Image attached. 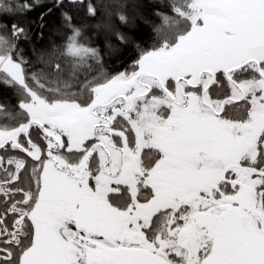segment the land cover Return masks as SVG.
<instances>
[{"label":"snow or ice","instance_id":"6c2138e0","mask_svg":"<svg viewBox=\"0 0 264 264\" xmlns=\"http://www.w3.org/2000/svg\"><path fill=\"white\" fill-rule=\"evenodd\" d=\"M66 3L84 7L52 0ZM32 7L0 0L3 15ZM99 8L102 47L67 10L59 44L0 24L16 99L0 100V264H264V0ZM113 15L150 24L152 46Z\"/></svg>","mask_w":264,"mask_h":264},{"label":"trees","instance_id":"16d2710c","mask_svg":"<svg viewBox=\"0 0 264 264\" xmlns=\"http://www.w3.org/2000/svg\"><path fill=\"white\" fill-rule=\"evenodd\" d=\"M8 2H28L33 4L31 10L25 13H20L18 15H3L0 14V24L7 23L9 26L13 22L19 21L21 24H25L29 27L32 33V43L37 44V46H46L52 42L61 43L64 36L67 34V30L61 27V11L67 10L72 16V23L74 25H86L85 38L90 37L92 43L96 47H102L104 43V34L102 29H98L95 26L106 21V10L104 8H99L97 15L95 17H90L87 14V4L89 0H84V7H71L66 3L65 9L54 8L52 0H8ZM92 3L98 6L101 3H111L112 0H91ZM142 3L146 6V10L152 8L153 6L159 5L160 0H142ZM52 9L49 12V9ZM113 13L115 9H111ZM131 14V8L128 9ZM44 14L46 26L44 29H39L37 23L39 22V17ZM111 23L120 28L121 30L127 31L129 35L135 38L136 44H139L141 48H150L154 43V34L152 32V27L150 24H145L142 20H137L135 27L123 28L119 25L118 20L115 15L112 16ZM43 31V39L38 40L37 34ZM22 47H28L26 44H21ZM138 51L135 45H132L124 50L123 56L120 60L115 58L105 57L104 65L107 71H122L124 67L131 64L132 60L136 58ZM0 100H11L12 103L16 102L14 92L11 88H5L0 86ZM2 154V151H0Z\"/></svg>","mask_w":264,"mask_h":264}]
</instances>
